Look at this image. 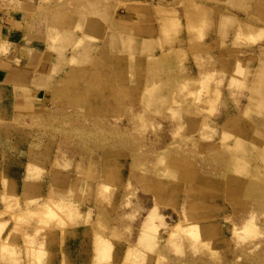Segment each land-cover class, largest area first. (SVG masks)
Wrapping results in <instances>:
<instances>
[{"label": "rangeland", "instance_id": "1", "mask_svg": "<svg viewBox=\"0 0 264 264\" xmlns=\"http://www.w3.org/2000/svg\"><path fill=\"white\" fill-rule=\"evenodd\" d=\"M0 11L29 76L0 91V264H264V0Z\"/></svg>", "mask_w": 264, "mask_h": 264}, {"label": "crops", "instance_id": "2", "mask_svg": "<svg viewBox=\"0 0 264 264\" xmlns=\"http://www.w3.org/2000/svg\"><path fill=\"white\" fill-rule=\"evenodd\" d=\"M217 8H219V6ZM220 8H222V6H220ZM248 19L251 22V24L252 23L256 24V21L253 18H248ZM26 24L27 23L25 22L22 14L18 15L17 12H12V11H9L6 13H3L0 11V39L4 37V39L6 40L8 39L7 41H10L11 39V42L13 41L14 43L18 42V37L19 38L23 37L25 39L28 36L27 30H25ZM18 33H21V35H19ZM31 46L32 48H35V43H33V45ZM10 55L11 53H9V56ZM1 59H0V83L3 81H7L9 84L5 82V84H8L7 87L5 86V88H0V91H3V90L5 91L9 87L13 90L14 84H18V83L21 84V83L27 82L25 79L28 78L29 76L24 75L25 71L23 68L16 65V63L13 62L11 59L10 60L8 59V61L6 59L3 60V58ZM30 90H31V93L28 99H26L25 97L17 96V95L16 97L14 96L13 98L14 100L13 108L14 109H18L19 107L27 108L28 106L26 105L32 104L33 102H35V100L42 99L38 91H35L33 89H30ZM20 99L21 101H19ZM85 243L86 242L82 243V241H79L77 245H73L75 249H78V251L76 252L77 258H80L81 255L83 254L88 256L87 250L82 251V249H85L88 247L87 243L86 244ZM62 247H64V245L62 246L61 241L55 240L51 245V249H53V253H54V258L53 259L48 258V260L45 263L42 262V264H61L63 260V255L61 251ZM89 260H90V257L88 256L87 264H89ZM23 262L26 264L25 257L20 258V264H23Z\"/></svg>", "mask_w": 264, "mask_h": 264}, {"label": "bare ground", "instance_id": "3", "mask_svg": "<svg viewBox=\"0 0 264 264\" xmlns=\"http://www.w3.org/2000/svg\"><path fill=\"white\" fill-rule=\"evenodd\" d=\"M104 185V184H103ZM101 187H100V191H101V189L104 187H102V185H100ZM104 189H105V187H104ZM107 194V193H106ZM87 256V255H86ZM88 258V257H87ZM87 258L85 259V258H83V259H85V261L87 260ZM84 263V260H83V262H82V264ZM87 263V262H86ZM86 263H84V264H86Z\"/></svg>", "mask_w": 264, "mask_h": 264}]
</instances>
